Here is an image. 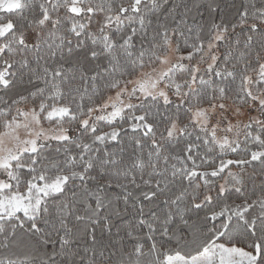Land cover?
<instances>
[{
	"label": "snow or ice",
	"instance_id": "6c2138e0",
	"mask_svg": "<svg viewBox=\"0 0 264 264\" xmlns=\"http://www.w3.org/2000/svg\"><path fill=\"white\" fill-rule=\"evenodd\" d=\"M0 264H264V0H0Z\"/></svg>",
	"mask_w": 264,
	"mask_h": 264
}]
</instances>
